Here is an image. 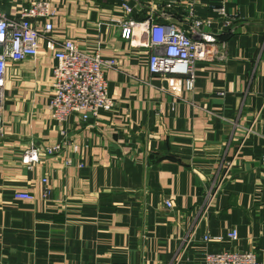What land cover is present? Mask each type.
<instances>
[{
  "label": "crops",
  "instance_id": "obj_1",
  "mask_svg": "<svg viewBox=\"0 0 264 264\" xmlns=\"http://www.w3.org/2000/svg\"><path fill=\"white\" fill-rule=\"evenodd\" d=\"M34 1L55 10V40L118 63L107 72L116 106L59 126L45 42L37 58L8 64L0 264H205L251 250L264 263V0H129L140 48L115 24L127 17L118 0H0V10L18 19ZM191 8L227 44L225 62L196 65L193 92L183 77L150 74L144 26L170 17L188 28ZM65 140L63 153L46 154ZM33 146L41 162L31 167Z\"/></svg>",
  "mask_w": 264,
  "mask_h": 264
},
{
  "label": "built area",
  "instance_id": "obj_2",
  "mask_svg": "<svg viewBox=\"0 0 264 264\" xmlns=\"http://www.w3.org/2000/svg\"><path fill=\"white\" fill-rule=\"evenodd\" d=\"M126 18L116 20L121 28L122 38L136 47L135 35L138 29L131 15L133 7L129 0H118ZM193 7V6H192ZM220 15L229 19L224 8L217 9ZM56 12L45 1H34L21 12L18 19L9 18L0 10V136L3 131L2 104L6 84L8 64L21 63L27 59L39 56V43L44 41L48 52L54 54L57 65L53 71V88L55 96L50 105L52 119L63 126L73 115H81L84 121L93 117L99 120L102 112L112 111L116 104L109 94L107 72L116 69L115 60L104 59L99 54H89L70 40L59 41L52 37L53 25L51 20ZM188 28L178 24L173 18L164 17L159 22L150 17L145 23V34L148 37L146 46L151 49L149 72L152 76H178L185 78L186 88L193 92L196 83V65L198 63H223L227 59V44L211 33V22L195 18L193 9L189 14ZM45 20L42 27L38 20ZM235 17H231L234 21ZM135 43V44H134ZM250 131V130H249ZM69 141L46 148L49 156L64 152ZM41 162L40 151L31 147L23 157L25 165L33 167ZM71 162L69 161L68 164ZM43 183L47 185V181ZM50 196L49 187H45L44 197ZM17 199L31 200L26 192H17ZM167 208H173V201L166 200ZM228 237L237 240L236 231ZM208 241L209 237H205ZM175 264H180L177 261ZM205 264H264L259 261L255 250L249 252H222L208 254Z\"/></svg>",
  "mask_w": 264,
  "mask_h": 264
}]
</instances>
